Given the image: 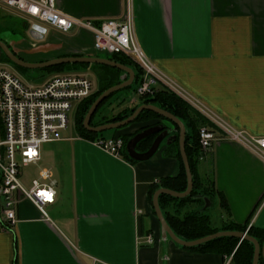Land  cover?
Returning <instances> with one entry per match:
<instances>
[{
	"label": "crops",
	"instance_id": "obj_1",
	"mask_svg": "<svg viewBox=\"0 0 264 264\" xmlns=\"http://www.w3.org/2000/svg\"><path fill=\"white\" fill-rule=\"evenodd\" d=\"M128 5L129 0H57L62 12L96 24L124 20ZM131 6L137 40L158 68L235 128L264 138V0H131ZM50 30L43 40L29 30V37L21 33L24 39L7 43L28 62L100 57L90 32L73 30L64 36ZM93 72L106 86L107 70ZM50 76L29 84H42ZM120 92L94 123L142 102L134 92ZM160 124L167 125L160 119L133 122L111 137ZM172 144L164 141L149 160L132 162L125 148L123 158H116L94 146L75 124L73 132L66 131L63 140L48 148L50 166L43 168L58 181L56 201L48 206L52 221L43 219L32 203L22 202L13 232H0V264H225L226 256L193 252L162 237L149 189L179 174ZM198 173L213 179L215 198L208 199L209 207L206 201L192 203L184 212L204 211L217 228L233 223L264 229L261 159L238 143L217 141ZM149 234L153 244L146 242Z\"/></svg>",
	"mask_w": 264,
	"mask_h": 264
},
{
	"label": "built area",
	"instance_id": "obj_2",
	"mask_svg": "<svg viewBox=\"0 0 264 264\" xmlns=\"http://www.w3.org/2000/svg\"><path fill=\"white\" fill-rule=\"evenodd\" d=\"M0 4L28 21L38 40L45 38L48 28L63 33L86 30L93 35L97 52L129 58L142 72L135 97L142 99L164 89L204 119L199 128L200 160L217 141H229L242 145L264 162V138L235 128L146 55L136 37L131 0L124 20H105L100 24L62 12L57 0H0ZM94 89L91 78L82 72L53 74L44 83L34 85L0 63V232H13L18 206L24 201L32 203L43 219L52 221L47 208L56 201L57 179L49 169H40L38 177L31 178L26 186L22 182L24 169L39 165L43 145L63 140L78 106L94 94ZM90 142L116 158H123L122 136ZM146 242L153 244L154 236L149 234ZM225 264H235L234 254L225 257Z\"/></svg>",
	"mask_w": 264,
	"mask_h": 264
},
{
	"label": "trees",
	"instance_id": "obj_3",
	"mask_svg": "<svg viewBox=\"0 0 264 264\" xmlns=\"http://www.w3.org/2000/svg\"><path fill=\"white\" fill-rule=\"evenodd\" d=\"M111 60L120 63L122 65L133 68L136 74L135 82L137 86L140 83L142 72L141 70L129 59L124 56L116 55L110 58ZM4 61L11 63L7 57L4 55ZM98 65V64H97ZM72 66L75 67V71H79L78 68L88 67V64H76ZM106 68L107 72L105 73V77L109 82L106 86H103L99 91L95 92L90 98L82 102L78 108L75 116V124L76 128L79 132L89 139H97L98 134L89 133L85 130L83 126L84 117L88 113L90 107L93 103L98 99V97L104 93L109 88L121 84L124 80L121 79L125 72L118 70L116 68H112L109 66L98 65ZM66 65L55 66L52 68L45 69L50 74H58L62 72H67L65 70ZM16 69L20 70L22 68L16 67ZM26 70V69H25ZM48 75V76H49ZM133 84V86H134ZM131 87L125 89L123 91H132L135 92L136 88ZM116 94L112 95L107 99L98 109L96 116L100 113L102 107ZM142 102L134 107L131 111H124L111 119L107 120H99L96 123L92 124L93 126H99L105 123H111L115 121H121L127 117H129L138 107L142 104H153L163 110L170 112L175 115L177 118L181 119L186 125L187 136H186V153L189 159V164L191 167V172L193 175V184L194 188L192 193L182 199L174 198L169 195H161L159 197V203L162 211L164 212V216L173 229L175 234L185 240V241H193L204 238L206 236L215 234L220 231H237V232H247L249 236L257 239L261 245L264 244V229H258L249 227L248 225H237L233 223H225L221 228L214 227L212 225L211 217L207 215L204 211H188L184 212L183 209L186 205L192 203H205V199L213 200L215 198L214 193V181L212 178H202L198 173V168L200 165V156H201V148L199 143V128L204 124V119L195 111H193L187 104L181 101L178 97L173 95L172 93L164 90L158 89L152 96L145 97L141 99ZM95 116V118H96ZM166 120L162 116L158 115L152 111H144L142 112L137 119L134 121L135 123L147 122L151 120ZM168 121V120H167ZM177 130L174 132L176 134V140H174L172 144L173 155L172 157L176 158L180 164V172L176 176H168L159 180V182L152 184L149 189V201L153 204V196L154 194L162 188L169 189L175 192H185L187 190V176L185 167L182 161V157L180 154L179 148V128L174 126ZM134 135L123 137L125 140V146L128 143L129 139H131ZM156 136L150 137L141 141L137 147L139 152H146L149 150ZM127 158L131 160L128 156ZM132 162H135L131 160ZM224 205V204H223ZM193 252L199 253H216L222 256H230L234 254V263L235 264H253L254 259V244L249 241H240L238 238L232 237H222L210 241L208 243L202 244L193 248H184ZM259 264H264V259L261 258Z\"/></svg>",
	"mask_w": 264,
	"mask_h": 264
},
{
	"label": "water",
	"instance_id": "obj_4",
	"mask_svg": "<svg viewBox=\"0 0 264 264\" xmlns=\"http://www.w3.org/2000/svg\"><path fill=\"white\" fill-rule=\"evenodd\" d=\"M31 34L34 39L38 40V37L36 36L35 32L31 31ZM6 56L7 59L11 62H5L3 56ZM0 63L8 64L14 67V69L17 71L16 67L26 69V70H45L48 68H52L55 66H61V65H76V64H98L103 66H109L112 68H116L118 70H121L125 72L124 81L121 84L115 85L102 93L100 97L93 103V105L90 107L88 113L84 117L83 126L85 130L89 133L93 134H99L103 133L108 130H118L121 129L131 123H133L137 117L144 111H152L157 113L158 115L162 116L166 120L170 121L171 125L170 127L177 126L179 128V148H180V154L182 157V161L185 167L186 176H187V190L185 192H175L169 189H159L153 196V209L154 212L160 222L161 225V234L164 239H170L175 244L182 248H193L200 246L202 244L208 243L210 241H213L218 238L222 237H232V238H238L240 241H249L254 244V259L253 264H259L260 259H264V244L261 245V243L248 235L247 232H237V231H220L215 234L206 236L204 238L193 240V241H185L181 238H179L173 229L168 224L164 212L161 209L160 203H159V197L161 195H169L174 198H185L189 196L194 188L193 184V175L191 172V167L189 164V159L186 153V136H187V130L185 127V124L177 118L175 115L171 114L170 112L163 110L153 104H142L140 107H138L129 117L121 120V121H115L111 123H105L99 126H92L91 121L94 117V115L97 113L100 106L109 99L110 96H112L115 93H118L120 91H123L125 89L131 88L134 84L136 74L133 68L127 67L125 65H122L120 63H117L110 58H101V57H94V56H64V57H57L53 59H49L42 62H28L24 60L15 50L11 48L9 43L6 41L0 39ZM18 72V71H17ZM67 72H80V71H67ZM127 92H132L128 91ZM168 125L160 124L157 126L150 127L142 132H139L135 134L131 139H129L128 143L125 146V152L127 156L133 160V161H146L152 158L160 149L162 143L164 141H167V143H172L174 140H176V134L170 135L171 132H175L177 129L174 127L172 130L170 129ZM157 134V137L153 141V144L147 150L146 152H139L137 150V147L139 143L145 139H148L154 135ZM207 202V206L209 207V201L208 199H205Z\"/></svg>",
	"mask_w": 264,
	"mask_h": 264
},
{
	"label": "rangeland",
	"instance_id": "obj_5",
	"mask_svg": "<svg viewBox=\"0 0 264 264\" xmlns=\"http://www.w3.org/2000/svg\"><path fill=\"white\" fill-rule=\"evenodd\" d=\"M24 23V24H23ZM48 28V27H47ZM51 28H48V34ZM30 30L29 24H27L26 21H24V19L17 14V12L9 9L5 4H0V39L6 41V42H18L21 41L22 39H24L22 36V34L24 35H28V37L30 36L28 34V31ZM64 36H68L69 34L60 32V31H56ZM22 33V34H21ZM47 36V35H46ZM49 36V35H48ZM47 36V37H48ZM46 37V38H47ZM12 48V46H11ZM13 49V48H12ZM98 55L101 58H111L112 55H109L107 53H103V52H98ZM7 67H9L10 69L14 70L13 66L6 64ZM75 67H79V66H72V65H66L65 70L66 71H72L73 69H75ZM97 68H103L106 69L104 67L98 66L96 64L93 65H89L88 67H82V68H78L80 72H87L90 76V78L94 81V85L95 88H97V90H100L103 86V84H101L100 82L97 81V79L95 78L94 75V70H96ZM16 71V70H15ZM18 72H16L21 78H23L24 81H27L28 83H38L39 81H41L43 78H46L50 73L47 70H25V69H20L18 70ZM99 77H102V75ZM136 84H134L133 87H135ZM123 92H119L117 95L121 94ZM116 96V95H115ZM75 117H73L72 119V125L70 126V131L73 132L75 130ZM165 123L168 125L170 123V121L165 120ZM116 130H108L105 131L103 133H99L98 136L99 137H111L112 134L115 132ZM49 147H51V144H46L42 146V161L40 162L39 166H30L24 169V176L22 178V182H24V184L26 186H29L30 184V180L31 178H36L38 177V172L40 171V169H43L45 167H49V160H51L50 157V153H49ZM48 213L50 215V210L49 208H47ZM214 222H217L216 219H214Z\"/></svg>",
	"mask_w": 264,
	"mask_h": 264
},
{
	"label": "flooded vegetation",
	"instance_id": "obj_6",
	"mask_svg": "<svg viewBox=\"0 0 264 264\" xmlns=\"http://www.w3.org/2000/svg\"><path fill=\"white\" fill-rule=\"evenodd\" d=\"M2 58H4V56H3ZM13 69H14V68H13ZM14 71H15V69H14ZM15 72H17V71H15ZM18 74H19V73H18ZM95 116H96V115H94V117H93V119H92V121H91V125L94 124Z\"/></svg>",
	"mask_w": 264,
	"mask_h": 264
}]
</instances>
